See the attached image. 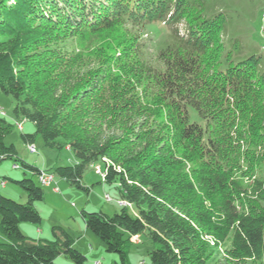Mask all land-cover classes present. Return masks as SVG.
Segmentation results:
<instances>
[{"label": "trees", "instance_id": "trees-1", "mask_svg": "<svg viewBox=\"0 0 264 264\" xmlns=\"http://www.w3.org/2000/svg\"><path fill=\"white\" fill-rule=\"evenodd\" d=\"M207 2L0 0V88L47 147L76 156L55 174L86 189L85 171L104 162V181L133 211L82 216L123 264L137 234L155 244L151 264H264V73L253 58L232 61L225 15H206ZM150 23L170 31L157 65L144 56ZM12 127L0 116V161L39 178L5 142ZM14 181L28 200L0 192V264H57L61 254L86 264L61 226L53 239L22 231L41 224L45 192L33 177Z\"/></svg>", "mask_w": 264, "mask_h": 264}, {"label": "rangeland", "instance_id": "rangeland-1", "mask_svg": "<svg viewBox=\"0 0 264 264\" xmlns=\"http://www.w3.org/2000/svg\"><path fill=\"white\" fill-rule=\"evenodd\" d=\"M206 15L224 13L222 38L225 52L232 53V61L253 58L259 72L264 73V0H208ZM168 25L150 23L144 33V56L153 65L158 64L160 48L166 43L169 30ZM181 26V31H184ZM228 63L223 59L221 69H226ZM0 106L6 115V120L13 124L11 132L5 138V142L14 144L20 158L27 163L54 173L58 166L72 165L77 162L74 153L68 147L49 148L45 145L41 135L35 134L36 127L33 121L27 118H17L14 115L15 99L12 95L4 93L0 88ZM192 119L197 118V112L190 109ZM17 121L22 123L23 129H19ZM22 134H35L33 144L37 152H31L29 142H26ZM15 160L5 159L0 161V192L5 196L26 202V191L14 180L33 177L45 192V198L36 202L42 222L38 226L31 222H22L24 231L33 239H53V226H61L74 239V246L86 256V264H123L119 254L109 252L104 242L94 232L87 228L82 211H103L113 215L121 211L122 206L133 211L132 205L124 204L120 199L119 189L116 183L104 181V162L98 161L90 166L82 177V183L86 189L68 182L64 177L55 174L59 191H54V184L46 186L39 182L37 174L29 168L14 167ZM20 163V162H19ZM6 180L7 188L2 187ZM2 184V185H1ZM111 197V200L107 199ZM264 205V200L260 201ZM23 229V228H22ZM6 237L0 232V242H5ZM155 246L154 242L144 234L133 235L127 243L126 264H151L149 252ZM57 264H75L72 259L64 254L56 258Z\"/></svg>", "mask_w": 264, "mask_h": 264}, {"label": "built area", "instance_id": "built-area-1", "mask_svg": "<svg viewBox=\"0 0 264 264\" xmlns=\"http://www.w3.org/2000/svg\"><path fill=\"white\" fill-rule=\"evenodd\" d=\"M0 109H1V115H6V112L3 111V108L0 106ZM17 125L19 127V129H21V122L20 121H17ZM31 152H36L35 151H31ZM14 167L15 168H20V165L18 164H14ZM40 175V183H48V186H51L52 184H54V188L53 190L54 191H59V186L57 185V181H56V177H55V174L52 173V172H48L46 170H42V172L39 174ZM3 185H5V181L2 182ZM110 198L111 200V197L110 196H107ZM100 262H97V264H99Z\"/></svg>", "mask_w": 264, "mask_h": 264}, {"label": "bare ground", "instance_id": "bare-ground-1", "mask_svg": "<svg viewBox=\"0 0 264 264\" xmlns=\"http://www.w3.org/2000/svg\"><path fill=\"white\" fill-rule=\"evenodd\" d=\"M0 110H1V109H0ZM21 129H23L22 123H21ZM29 147H30V151H35V150H36L35 146H34L33 144H31V143L29 144ZM36 152H37V150H36ZM38 180H39V182H40V175H39ZM42 184L48 186V183H42ZM107 199L110 200L109 197H107ZM124 204L131 205V204L127 203V202H124Z\"/></svg>", "mask_w": 264, "mask_h": 264}, {"label": "crops", "instance_id": "crops-1", "mask_svg": "<svg viewBox=\"0 0 264 264\" xmlns=\"http://www.w3.org/2000/svg\"><path fill=\"white\" fill-rule=\"evenodd\" d=\"M42 169V168H41ZM1 183H2V180H1ZM2 185V184H1ZM2 187H5V189L7 188V185H6V180H5V185H2ZM21 226V225H20ZM23 228V229H22ZM21 229H22V231L24 232L25 230V228H24V226H21ZM26 232V231H25ZM24 232V233H25ZM26 234V233H25ZM84 253V252H83ZM57 263V262H56Z\"/></svg>", "mask_w": 264, "mask_h": 264}]
</instances>
